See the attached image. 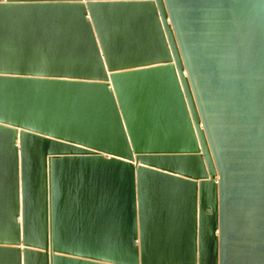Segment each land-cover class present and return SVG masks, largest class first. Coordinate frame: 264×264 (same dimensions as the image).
I'll use <instances>...</instances> for the list:
<instances>
[{
  "label": "water",
  "instance_id": "obj_1",
  "mask_svg": "<svg viewBox=\"0 0 264 264\" xmlns=\"http://www.w3.org/2000/svg\"><path fill=\"white\" fill-rule=\"evenodd\" d=\"M0 264H264V0H0Z\"/></svg>",
  "mask_w": 264,
  "mask_h": 264
}]
</instances>
